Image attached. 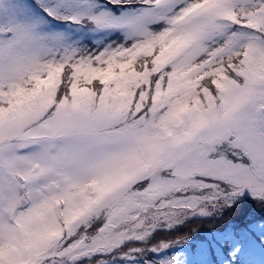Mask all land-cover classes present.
Returning a JSON list of instances; mask_svg holds the SVG:
<instances>
[{"label":"snow or ice","instance_id":"snow-or-ice-1","mask_svg":"<svg viewBox=\"0 0 264 264\" xmlns=\"http://www.w3.org/2000/svg\"><path fill=\"white\" fill-rule=\"evenodd\" d=\"M0 264H264V0H0Z\"/></svg>","mask_w":264,"mask_h":264},{"label":"trees","instance_id":"trees-1","mask_svg":"<svg viewBox=\"0 0 264 264\" xmlns=\"http://www.w3.org/2000/svg\"><path fill=\"white\" fill-rule=\"evenodd\" d=\"M253 208H258L255 204L248 203L236 210L228 212L222 220H195L191 224L185 225L183 231L187 232L188 229L193 227L201 228V236L205 235L208 229H223L226 225L242 228L251 221L258 219L262 214L260 209L255 214L248 215Z\"/></svg>","mask_w":264,"mask_h":264},{"label":"rangeland","instance_id":"rangeland-1","mask_svg":"<svg viewBox=\"0 0 264 264\" xmlns=\"http://www.w3.org/2000/svg\"><path fill=\"white\" fill-rule=\"evenodd\" d=\"M257 211H259L258 208H253L252 211L248 214H255ZM184 233H186L185 231H183V228L179 231V232H173V233H161L159 238H174L177 235H183Z\"/></svg>","mask_w":264,"mask_h":264}]
</instances>
